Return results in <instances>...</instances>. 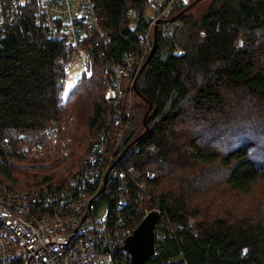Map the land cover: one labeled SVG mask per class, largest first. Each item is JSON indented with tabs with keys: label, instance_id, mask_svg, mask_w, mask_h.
Segmentation results:
<instances>
[{
	"label": "trees",
	"instance_id": "16d2710c",
	"mask_svg": "<svg viewBox=\"0 0 264 264\" xmlns=\"http://www.w3.org/2000/svg\"><path fill=\"white\" fill-rule=\"evenodd\" d=\"M145 1L94 0L98 29L79 28L80 44L92 55V73L82 70L64 93L74 45L61 17L49 26L38 0H2L0 177L11 188L63 181L95 145L114 141L116 128L109 119L113 106L103 97L102 72L125 53L139 52L137 36L147 25ZM202 1L198 16L192 7L179 8L176 17L182 27L171 37L156 31L146 64L142 67L147 56L132 78L123 77L120 105L130 99L131 125L115 158L144 129L142 116L148 105L153 109L145 118L146 134L103 170L110 191L97 195L94 205L105 203L113 216L118 206L124 224L132 227L145 211L158 213L153 253L141 264H264V213L229 212L230 204L221 197L213 203L214 213L198 218L180 187L187 181L197 183L200 174H213L204 165L224 168L226 185L239 192L264 178V159L259 158L264 144L241 134L264 128V116L235 117L234 95L242 91L254 101L264 97V0ZM130 80L141 96L129 88ZM78 96L88 104L83 111V149L76 148L70 159L50 157L47 150L60 147L63 139L59 119L65 111L74 112L73 105L62 107ZM225 133L231 139L225 141L226 149L210 146L214 135ZM12 167L28 170L27 175L14 176ZM120 170L122 183L116 175ZM163 180L166 188L158 189ZM122 188L126 201L118 203L116 193ZM113 255L114 264H131L119 251Z\"/></svg>",
	"mask_w": 264,
	"mask_h": 264
},
{
	"label": "built area",
	"instance_id": "2783aa9c",
	"mask_svg": "<svg viewBox=\"0 0 264 264\" xmlns=\"http://www.w3.org/2000/svg\"><path fill=\"white\" fill-rule=\"evenodd\" d=\"M189 1L146 0L147 25L137 36L139 52L125 53L121 61L111 62L103 70V97L113 106L109 119L116 128L110 145H95L63 181L13 189L0 177V264H114L116 250L129 260L123 242L135 226L124 224L118 206L113 216L108 214L105 203L94 205V200L102 192L110 191L103 180V170L114 161L125 130L131 125L130 99L123 107L120 105L125 94L121 87L123 77L131 74L132 78L141 67L152 47L154 25L157 32L168 37L182 27L176 12ZM38 2L49 26L53 18L61 17L63 30L74 45L73 56L81 59L84 74L91 75L92 55L87 46L80 44L79 28L98 29L99 15L94 0ZM2 9L0 0V40L5 33ZM175 52L181 51L176 48ZM49 133L53 135L54 129L50 128ZM130 169L127 167V171ZM116 175L118 183H122L123 171ZM124 188L116 193L118 203L126 201Z\"/></svg>",
	"mask_w": 264,
	"mask_h": 264
},
{
	"label": "rangeland",
	"instance_id": "374dc122",
	"mask_svg": "<svg viewBox=\"0 0 264 264\" xmlns=\"http://www.w3.org/2000/svg\"><path fill=\"white\" fill-rule=\"evenodd\" d=\"M204 7L203 1L197 2L192 8L194 15H199ZM147 15V11L145 10ZM67 67V78L65 82L64 93H66L76 77L83 70V63L81 59L76 56H73L69 62L66 64ZM93 69V68H92ZM122 87V85H121ZM236 97V112L235 117L240 118V115H243L245 118L250 120L259 119L264 116V97L261 100L254 101L253 99L245 98V94L242 91H237L234 93ZM225 96L228 97V93H225ZM243 103H246L247 107H240ZM73 105L74 112L65 111L62 117L59 119V129L61 144L60 147H51L47 152L52 153L50 157L60 158V156H65V158L70 159L71 156L76 152L77 148L81 151L84 143L85 127L83 126V111L84 108L88 105L85 99H82L81 96L74 97L65 107L69 108ZM236 118V119H237ZM242 118V117H241ZM61 122V123H60ZM53 125V122H52ZM242 125V124H241ZM63 131V132H62ZM185 131L181 132L184 133ZM238 132V131H236ZM76 133V134H75ZM180 133V134H181ZM241 133V132H239ZM242 137H250L257 141L258 144H264V128L256 130V132H247L244 130ZM45 136V135H44ZM213 136V135H212ZM88 139V135L86 134ZM232 139L233 135H231ZM230 139L228 133L220 136L219 134L214 135V139L211 140V147L222 146L225 147V141ZM59 140V139H58ZM56 137L53 139L54 144H57ZM49 141H51L49 139ZM231 141V139H230ZM122 142V141H121ZM121 142L119 146L121 145ZM72 147V148H71ZM228 147V146H227ZM225 147L224 149H226ZM82 154V153H81ZM55 155V156H54ZM81 156V155H80ZM64 158V157H63ZM62 158V159H63ZM259 158L264 159V153L259 155ZM67 159V160H68ZM65 160V161H67ZM78 167L79 161L76 162ZM76 165H73V168H77ZM204 170L210 171L213 174H200L198 177L200 180L197 183L183 182L182 186L184 188V193L187 195L188 207L191 208L193 212L196 213L198 218L205 217L210 213H214V201L221 202V197H225L226 202L230 204L229 212L236 213L238 210L241 211L243 215H255L264 213V178L258 179L250 190L239 192L230 189L225 181L222 173H224V168L216 165H204ZM211 168V169H210ZM11 172L14 176H18L19 173H26L28 170L19 169L17 167H12ZM32 172V171H31ZM41 172V171H39ZM199 173H201L199 169ZM198 173V174H199ZM31 181V180H30ZM18 186H24L20 184ZM166 188V183L162 182L161 186L158 189Z\"/></svg>",
	"mask_w": 264,
	"mask_h": 264
},
{
	"label": "water",
	"instance_id": "95a60500",
	"mask_svg": "<svg viewBox=\"0 0 264 264\" xmlns=\"http://www.w3.org/2000/svg\"><path fill=\"white\" fill-rule=\"evenodd\" d=\"M198 1L200 0H190L185 6H183L182 10H187L191 7H193ZM174 17V16H173ZM171 17V18H173ZM156 26H153L152 30V47L148 51L147 57L142 65V67L146 64L147 60L151 56V54L154 51L155 44H156ZM132 88L133 91L141 96L139 93L136 85L134 82H132ZM153 109L152 105H148L147 109L145 110L143 116H142V123L145 125L144 129L130 142H128L125 147L119 152L117 157L114 160V163H116L124 154L125 152L130 148V146L137 141L138 139L142 138L143 135L147 132V126L145 122V118L148 114V112ZM113 163V164H114ZM103 188L100 189V191ZM87 213L84 214V217ZM158 213L154 210H150L147 214L143 216V218L140 220V222L134 227L131 234H129L123 242V247L128 251L129 253V262L131 264H141L143 263L152 253H153V247H154V228L158 220Z\"/></svg>",
	"mask_w": 264,
	"mask_h": 264
},
{
	"label": "bare ground",
	"instance_id": "6f19581e",
	"mask_svg": "<svg viewBox=\"0 0 264 264\" xmlns=\"http://www.w3.org/2000/svg\"><path fill=\"white\" fill-rule=\"evenodd\" d=\"M41 26V25H40ZM93 33V32H92ZM85 42V41H84ZM104 49V48H103ZM103 73V72H102ZM110 113V112H109ZM3 179V178H2ZM131 180V179H130ZM128 226V225H127Z\"/></svg>",
	"mask_w": 264,
	"mask_h": 264
},
{
	"label": "flooded vegetation",
	"instance_id": "af4514ba",
	"mask_svg": "<svg viewBox=\"0 0 264 264\" xmlns=\"http://www.w3.org/2000/svg\"><path fill=\"white\" fill-rule=\"evenodd\" d=\"M199 2V1H198Z\"/></svg>",
	"mask_w": 264,
	"mask_h": 264
}]
</instances>
